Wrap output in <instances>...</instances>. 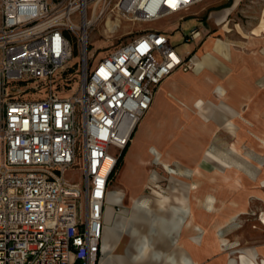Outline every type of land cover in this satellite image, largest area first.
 I'll return each mask as SVG.
<instances>
[{
    "label": "built area",
    "instance_id": "2783aa9c",
    "mask_svg": "<svg viewBox=\"0 0 264 264\" xmlns=\"http://www.w3.org/2000/svg\"><path fill=\"white\" fill-rule=\"evenodd\" d=\"M215 2L0 0V264H99L104 212L122 208L109 191L118 159L154 89L194 67L152 30L89 66L94 27L111 17L182 21ZM199 37L193 29L185 40ZM74 58L82 63L77 90L58 95Z\"/></svg>",
    "mask_w": 264,
    "mask_h": 264
},
{
    "label": "crops",
    "instance_id": "0c3cea01",
    "mask_svg": "<svg viewBox=\"0 0 264 264\" xmlns=\"http://www.w3.org/2000/svg\"><path fill=\"white\" fill-rule=\"evenodd\" d=\"M236 5L212 12L210 20L221 31L229 32L227 19ZM250 35L252 40L245 34L241 36L246 44L244 48L231 41L212 38L209 32L203 38L200 35L196 39H201L196 50L187 54L194 64L192 70L178 69L154 89L150 109L134 130L123 157L124 163L113 176L114 180L122 177L123 181L115 187L112 183L109 185V191L119 193L122 208L117 213L109 206L104 212L99 264H204L207 263L205 258H213L212 264H241L240 257L244 258L245 264H263L264 244L242 248L235 240L232 246L224 249L221 229L218 235L215 232V252L204 258L205 236L189 207V183H182L174 171L171 173L174 181L170 183L185 184V193L176 189L172 197H150L145 206L133 205L130 200L142 194L150 184L157 187L155 180L161 182L163 179V171H158L160 166L150 163L152 149L171 163L181 176L190 177L194 168H198L196 175H199L210 165L220 171L219 160L205 153L215 132L228 130L235 133L240 129L238 124L249 132L247 126H258L253 121L254 116L260 122L264 120V47L257 51L252 49L264 39V8L259 25L250 31ZM249 136L253 137L252 133ZM259 141L264 143L262 139ZM137 148L140 152H135ZM230 150L238 159H244L233 144ZM158 153L155 152V159ZM129 159L133 162L131 167L126 166ZM146 166L155 169L147 171ZM223 170L233 172L244 183L239 168L229 166ZM137 171L141 182L132 190L125 183L123 174L129 172L132 175ZM263 175V172L258 173L254 182L260 192L264 191ZM201 203L203 208L214 206L211 199ZM262 216L263 213L254 220L262 221ZM232 218L230 221H235L237 215Z\"/></svg>",
    "mask_w": 264,
    "mask_h": 264
},
{
    "label": "rangeland",
    "instance_id": "374dc122",
    "mask_svg": "<svg viewBox=\"0 0 264 264\" xmlns=\"http://www.w3.org/2000/svg\"><path fill=\"white\" fill-rule=\"evenodd\" d=\"M234 3L237 5L227 19L229 32H223L220 30V27L216 26L210 20L209 16L212 12H219L229 8ZM263 8L264 0H216L213 4L194 8L191 13L195 12L196 14H189L182 21L178 15L168 16L148 23H133L126 19L115 20L111 17L108 20L112 22L113 26L111 28L114 32H107L108 28L105 24L106 22L103 20L94 27L90 34L88 46L90 59L88 65L96 64L103 56H106L119 46L127 43L143 30L162 31L166 33L177 54L184 58L187 57V54L196 50L201 40L192 42L185 40V36L193 29L199 30L201 38L205 37L206 33L209 32V36L212 38L231 41L233 45L244 48L246 44L243 42L241 36L245 34L249 40H252L250 39L252 37L250 31L259 25ZM240 30L243 34H241ZM260 47H264V39L261 44L253 45L252 49L253 51H257ZM81 67L82 63L76 58L68 63L61 78V81L65 85L64 87H62L63 83L59 85L58 95L69 96L77 90L79 68ZM253 121L258 126H247L249 132H246V127L241 126V124H238L240 129L235 133H231L228 130L215 132L213 140L209 144L210 147L205 153L212 154L216 160H219L220 166L222 167L220 171L210 165L205 167L204 170H201L199 175L191 174L190 177H186V175L181 176L180 172L175 170L171 163L165 160L155 149H152L149 152L152 155L150 163L160 166L161 169L158 168V171L162 170L166 175L162 172L163 179L161 182L155 180L157 187L150 184L148 189L142 190V194L132 197L130 200L133 198H141L145 202L150 197H161L165 195L172 197L176 189L179 193H185V184L182 183L187 182L190 184L188 186L193 185L196 187L195 190H191L189 199L194 219L202 231H204L206 250L204 258L205 255L215 252L213 250L216 247L214 244V236L215 232L216 235L219 234L218 231L220 229L224 235V249L232 246L235 240H238L242 248H250L264 244V225L262 224L263 226H261L260 221L254 220L257 217L259 218L262 213L264 215V191L260 192L256 188V184H254L256 175L261 172L264 173V143H260L259 141L260 139L264 140V120L260 122L254 116ZM251 133L253 137L249 136ZM260 134L261 136L258 137L257 135ZM231 144L236 147L244 159H238L237 156L231 154ZM137 151L140 152V148L135 149V152ZM155 152L158 153V158L156 159L154 158ZM111 153L116 155L114 150H111ZM129 161L130 159L127 163H132L129 165L133 166V162ZM229 166H234L242 171L244 180L242 185L234 181L235 176L238 178L237 175L233 172H225L223 170ZM145 169L150 171L155 168L146 166ZM167 169H170V171ZM173 171L178 178L180 177L182 183H170L174 181V176L172 177ZM193 171L199 173L198 168H194L192 173ZM70 173L74 174V176L69 174L71 179H74L77 183L81 182V173L79 170L73 169ZM129 174V172L128 174L124 173L123 179L130 189H136L141 182V176L138 171L132 175ZM114 178L111 182L112 187H115L123 181L122 177L116 178L115 180ZM207 199L214 200V206H206L209 210L205 206L203 208L201 205L203 204L201 202ZM235 215H237L236 220L230 221ZM237 235H239V239ZM205 261L208 264H212L213 258L210 260L209 258H205ZM207 263L205 262L204 264Z\"/></svg>",
    "mask_w": 264,
    "mask_h": 264
},
{
    "label": "bare ground",
    "instance_id": "6f19581e",
    "mask_svg": "<svg viewBox=\"0 0 264 264\" xmlns=\"http://www.w3.org/2000/svg\"><path fill=\"white\" fill-rule=\"evenodd\" d=\"M106 26H107V32H109V31H113V29L111 28V26H113V24H112V22L111 21H107L106 22ZM114 32V31H113ZM129 164H132V163H129ZM128 163H127V167H131L130 165H129ZM168 171H170V169H167ZM193 175L195 174H198L197 172H195V171H193V173H192ZM130 175V174H129ZM234 181H236V183L237 184H241L242 185V183L240 182V179H238L236 176L234 177ZM188 188H189V192H188V197H189V195L191 194V190H195L196 189V187L195 186H193V185H191V186H188ZM156 192V191H155ZM156 194H158L157 192H156ZM189 199V198H188ZM133 201V205L134 204H138V205H142V206H145L146 204H145V202H144V200H142L141 198L139 199H137V198H133L132 199ZM210 200V199H209ZM189 201V207L191 206V203H190V199L188 200ZM210 202H212V201H210ZM145 204V205H144ZM209 208V207H208ZM212 208V207H211ZM206 209H207V207H206ZM207 210H209V209H207ZM191 213H192V209H191ZM193 214V213H192ZM260 223L261 224H263L264 225V218H262V221H260ZM194 230V229H193ZM201 232V231H200ZM234 248V247H233ZM237 251V250H236ZM240 262H241V264H245V260H244V258L243 257H240Z\"/></svg>",
    "mask_w": 264,
    "mask_h": 264
},
{
    "label": "trees",
    "instance_id": "16d2710c",
    "mask_svg": "<svg viewBox=\"0 0 264 264\" xmlns=\"http://www.w3.org/2000/svg\"><path fill=\"white\" fill-rule=\"evenodd\" d=\"M125 153H126V149L122 152L121 156L118 159V163H117V166H116V171L122 166L123 157H124Z\"/></svg>",
    "mask_w": 264,
    "mask_h": 264
}]
</instances>
